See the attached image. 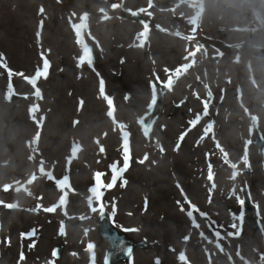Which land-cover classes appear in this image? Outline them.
I'll return each instance as SVG.
<instances>
[{
    "label": "rangeland",
    "instance_id": "374dc122",
    "mask_svg": "<svg viewBox=\"0 0 264 264\" xmlns=\"http://www.w3.org/2000/svg\"><path fill=\"white\" fill-rule=\"evenodd\" d=\"M176 1L0 0V54L4 65L0 66V264H104L105 245L95 230L99 212L90 210L89 189L94 186L96 173L104 174L102 180L107 184L112 175L109 166H123L122 135L130 154L129 167L123 173L127 184L120 187L118 180L111 190L102 189L105 212L110 215L115 203L113 226L160 250L158 256L135 251L130 264H156L157 260L160 264H180L179 254H183L184 264H243L249 259L253 264H264V244L256 236L246 234L239 242L245 251L228 241L224 253L216 252L214 240L203 239L207 217L200 209L204 196L190 185L202 163L201 146H193L194 137L189 134L180 150L174 152L176 140L180 141L189 124L179 115L168 117L172 104L182 99L184 88L179 84L166 95L163 114L149 142L137 123L151 99L149 83L161 84L170 77L182 46L153 30L137 34L139 27L106 15L139 8L149 16L151 10L156 15L158 10L162 16L151 14L157 23L178 27L173 19L177 11L171 19L166 17ZM199 1L207 3L208 10L195 36L198 39H217V20L235 16L237 25L247 21L244 13L239 17V10L228 2ZM255 1L264 7V0ZM257 27L254 24L252 29ZM144 40L149 44L143 45ZM82 48L92 51L97 64L77 67ZM42 56L50 68L47 78L37 81L36 88L41 92L37 99L36 88L28 80L42 69ZM261 67L254 65V70L261 72ZM223 68H228L234 82L245 75L242 64ZM186 69L189 73L185 77L192 81L206 77L218 83L224 76L214 61L205 62L203 68ZM115 76L119 80L112 82ZM101 81L104 98L99 92ZM10 92L25 98L8 100ZM126 92L134 97L135 108L124 101ZM223 132L224 138L234 139L233 129ZM255 168L258 184H264L261 167ZM192 184L201 186L200 175ZM186 199L198 209L192 218L187 216ZM217 202L215 194L209 201L211 209H207V221L214 225L221 216ZM54 206V213L43 210ZM92 206L96 207L94 198ZM221 209L225 211L226 207ZM213 231L210 226L209 239L214 237ZM29 233L34 235L22 237ZM89 243L94 245L91 253L86 250ZM59 244L64 251L55 259L53 249ZM252 247L253 256L248 253ZM236 252L243 260L236 257Z\"/></svg>",
    "mask_w": 264,
    "mask_h": 264
},
{
    "label": "flooded vegetation",
    "instance_id": "af4514ba",
    "mask_svg": "<svg viewBox=\"0 0 264 264\" xmlns=\"http://www.w3.org/2000/svg\"><path fill=\"white\" fill-rule=\"evenodd\" d=\"M217 24L219 29H223L217 32V39H211L208 36L207 41L204 42V39H199L198 42H204L205 46L203 47L212 51V56L219 55V63L222 66L234 67L242 64L245 69L244 74L248 77L238 78L239 82H234L233 78H221L218 85L212 84V90L216 94L198 92L196 85H190L192 93L185 102V114L181 113V115L187 119L201 118L198 122L199 127H202V124L211 119L212 129L215 128L214 133L218 145L219 161H216V164L221 167L223 172L220 180L223 186L222 197L232 196V199L233 197H240L241 190L245 189L252 198L253 203H255V199L263 203L264 184H258L257 179L259 177L257 173H253V169H255L253 167L256 165L263 167L264 162L258 156L259 138L264 146V76L252 77L258 73L254 70V65L262 66L260 69L263 70L264 62L252 58L242 50L241 46L249 44L264 48V42L254 43L257 36L264 35V29L255 31L249 36L248 33L237 32L234 30L237 26L234 17L227 20H218ZM186 32L189 33L190 31L186 30ZM234 39H239L240 42ZM248 68L250 70H247ZM259 74L263 73L259 72ZM209 89L207 83L205 91H209ZM253 117L257 118L255 133L250 131ZM230 129H233L235 133L233 140L224 138L223 131ZM248 166L252 171V180L247 175ZM227 167L234 172L233 180L226 177ZM262 172L261 175L264 178V171L262 170ZM227 180L233 183L231 195H227L228 188L231 186ZM229 202L224 201V204ZM232 241L237 242L238 240L232 239Z\"/></svg>",
    "mask_w": 264,
    "mask_h": 264
},
{
    "label": "snow or ice",
    "instance_id": "6c2138e0",
    "mask_svg": "<svg viewBox=\"0 0 264 264\" xmlns=\"http://www.w3.org/2000/svg\"><path fill=\"white\" fill-rule=\"evenodd\" d=\"M37 36L39 37V33H37ZM81 50H82V54L78 58L77 67H81L85 63H87L89 66H91L92 65V54H91V52L90 51H86L83 48ZM42 60H43L42 69L38 68L37 71L35 72V75L28 80L30 83H32L34 85V88H36L37 81L40 78H47V74H48V71H49V68H50L49 61L46 58H44L43 56H42ZM2 61H3V57H2V54H0V66H4L2 64ZM9 75H11V72L9 73ZM99 92H100L101 97H103V98L106 97V95L104 93V85H103L102 81L100 83ZM35 93H36L37 99H40L41 98V92H40V90L38 88H36ZM82 103L83 102H81V105H82ZM38 107L39 106L37 105L36 106V110H38ZM197 124H198V122L194 123V120L189 121V125H190L189 131L191 130L192 127H195ZM204 132H207V127H205ZM186 134L187 133H183L181 135L180 141H178V143H177V149L179 147V143L182 142V140L184 138V135H186ZM122 141H123V144H122V148H123V153H122L123 166L119 167L118 163H113V164H111L109 166L112 175H111L110 182H108L107 184H105L103 182V180H102V176L104 174L96 173L95 176H94V186H92L89 189L90 197H89V200H88V204H89L90 210L92 212H99L101 217H103V215L105 214V207H106V205L102 202V197L104 195V192L102 191V189L103 190H111L116 185L118 180L120 181V187H124L127 184V181L125 179H123V173L129 167V162H130L129 145H128V142L125 140L123 135H122ZM100 151L101 152L104 151L103 147L100 148ZM146 159H147V157H145V160ZM139 162L140 163H144V160H141ZM208 180L209 181L213 180V174H212L211 166H209V170H208ZM177 187H179V185H177ZM93 198H94V200L96 202V207L92 206ZM185 202L189 203V210L187 211V216L189 218H192L194 213H196L198 211V209L195 206H192L190 204V202L187 201V199H186ZM238 202L241 205H243V201L239 200V198H238ZM177 203L179 204V201ZM145 206H147V201H145ZM43 210L45 212H47V213H54L56 208L54 206L52 208H45ZM181 211H184V209L181 208ZM115 214H116V205H115V203H113L112 212L110 213L109 218L111 219L112 217L115 216ZM201 215L204 216L206 214L201 213ZM240 219L242 220V216L240 217ZM193 226L194 227H198V225L195 223V221H193ZM232 227L234 229H236L237 225L233 224ZM136 230L137 229H125V231H136ZM60 234L61 235L64 234L62 229H60ZM32 235H34V233H29L27 237H24V234H22V237L23 238H31ZM184 239L187 240L188 237H185ZM30 247H32V245H30ZM93 248H94V245L92 243H89L87 245V249L86 250L89 253H91L93 251ZM126 254L131 256V249H128ZM54 255H55V253H54ZM21 260H23V253L21 254ZM178 260L180 261V264H184L183 254H179ZM156 264H160L159 260L156 261Z\"/></svg>",
    "mask_w": 264,
    "mask_h": 264
},
{
    "label": "water",
    "instance_id": "95a60500",
    "mask_svg": "<svg viewBox=\"0 0 264 264\" xmlns=\"http://www.w3.org/2000/svg\"><path fill=\"white\" fill-rule=\"evenodd\" d=\"M151 89L152 101L149 107V112L139 118V122L142 125V129L147 138L155 120L161 113L164 95V92L161 91V88L155 84L151 85ZM168 89L169 87H167V90ZM126 100L135 105L134 99L129 93H127L126 95ZM97 231L102 241L107 244L106 264H116L118 261L126 263L130 257L126 254L128 249H131V253L134 248L142 250H153L154 252H156V249L151 244H147L144 242L136 243L127 238L123 233L116 232L111 228L109 220L105 215H103V217H100L97 221ZM61 250V247H58L56 249L55 253L57 257L59 256Z\"/></svg>",
    "mask_w": 264,
    "mask_h": 264
}]
</instances>
